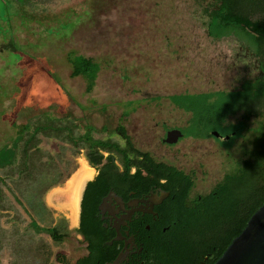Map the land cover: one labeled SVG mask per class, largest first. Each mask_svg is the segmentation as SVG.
Returning a JSON list of instances; mask_svg holds the SVG:
<instances>
[{"label": "rangeland", "instance_id": "374dc122", "mask_svg": "<svg viewBox=\"0 0 264 264\" xmlns=\"http://www.w3.org/2000/svg\"><path fill=\"white\" fill-rule=\"evenodd\" d=\"M216 3L0 0V149L14 146L20 127L46 114L62 126L76 125L78 135L93 127L98 139L120 140L116 129L123 125L136 149L192 173L194 196L208 194L225 173H237L246 161L264 157L219 155L213 139L164 142L168 131L187 127L188 112L172 103L185 98L180 95L226 90L235 77L247 74L231 58L233 49L246 42L235 38L239 33L228 32L222 36L231 37L222 40L208 38L206 9ZM75 56L100 64L91 90L87 78L72 76L70 59ZM40 137L41 163L61 160L64 168L69 162L64 181L43 199L55 219L67 220L71 232L59 245L47 233L36 240L49 247L51 262L61 256L74 264L87 249L75 232L71 194L89 164L84 151L73 154L64 136ZM35 163L39 166V159ZM10 186L16 190L13 183ZM6 193L15 210L4 212L1 220L9 240L0 252V264H17L19 243L24 247L33 236L32 217L20 193Z\"/></svg>", "mask_w": 264, "mask_h": 264}, {"label": "flooded vegetation", "instance_id": "af4514ba", "mask_svg": "<svg viewBox=\"0 0 264 264\" xmlns=\"http://www.w3.org/2000/svg\"><path fill=\"white\" fill-rule=\"evenodd\" d=\"M248 12L249 19L242 23H252V27L258 30L242 28L239 33L241 36L234 37L244 38L246 42L231 53L234 65H240L247 74L235 77L226 90L189 95L223 94L237 102L247 98L252 101L249 99L242 109L228 114L226 110H220L212 120L213 128L204 132L207 136L203 137L186 135L187 129L196 125V112L189 110L185 131L179 129L184 136L173 145L185 138L213 139L219 145V155H264V0H251ZM209 21L208 18L207 28ZM230 37L208 34V38L213 40ZM219 100L212 98L206 106L215 105ZM223 100L220 101L224 107ZM102 153L105 159L93 166L88 163L89 172L83 176L92 177L85 187L80 211L77 205L82 179L72 189L71 209L74 212L73 219H76L75 232L86 244L85 257L90 258L87 261L78 259L74 264L216 263L218 244L210 245L197 237L185 219L192 212L197 198L210 195L235 171L225 173L208 194L194 196L193 174L170 165L193 178V185L185 197L179 189H171L166 179H146V173H138L137 166L127 171L118 159L111 162L109 152ZM236 172L240 173V170Z\"/></svg>", "mask_w": 264, "mask_h": 264}, {"label": "trees", "instance_id": "16d2710c", "mask_svg": "<svg viewBox=\"0 0 264 264\" xmlns=\"http://www.w3.org/2000/svg\"><path fill=\"white\" fill-rule=\"evenodd\" d=\"M25 3L26 0H17ZM251 0H218L216 5L206 9L209 18V34L220 37L228 32L240 33V30L252 27V23H242L249 19L247 10ZM72 65V76H83L88 79V89L94 87V81L100 71V64L85 56H75L70 59ZM175 95L172 97H176ZM177 103L172 102L180 109L188 112H196V125L186 131V135L194 137L207 136L206 133L212 127V120L220 110L235 112L243 108V105L250 99L238 101L224 97L223 94H201L189 95ZM212 98L224 101V107L219 100L215 105L206 103ZM252 101V99H250ZM208 107V108H207ZM76 125L62 126L61 122L51 118L48 114L26 124L19 129L20 137L14 146H7L0 149V252L9 240L7 231L1 225L5 216L4 212L15 210L6 190L13 195L20 193L25 201V208L31 214L30 228L33 236L26 239L24 247H21L19 262L17 264H70L65 257L59 256L57 263L51 262V250L41 239L36 240L40 233H47L53 242L59 245L62 240L70 234L68 222L65 218L55 219L52 211L44 202V194L51 188L60 185L67 173V166L62 168L61 160L45 161L41 163L38 154L40 153L39 143L41 135L45 137L62 138L70 144L73 154L79 155L85 152L88 163L98 164L105 159L102 151L111 154V162L116 159L123 164L127 171L133 166L138 167V173L144 171L146 179H166L172 189H179L188 196L193 185V178L184 171L179 170L167 163L159 162L149 153L136 149L130 136L123 125L117 127L116 132L121 136L120 140L98 139L93 136L96 130L87 127L84 134L78 135ZM39 159V166L35 161ZM15 185V191L10 186ZM20 198V197H19ZM15 196L18 204H23ZM264 204V157H258L255 163L246 161L240 173L227 176L223 183L219 184L207 197L196 199L192 212L187 214L186 222L194 231L197 237L204 239L210 245L218 244V254L215 262L224 254L232 241L241 234L247 226L252 215ZM7 215V214H6ZM19 234L17 228L14 235ZM16 235V236H15ZM42 241V244H39ZM63 258V259H62ZM89 257L79 260L87 261Z\"/></svg>", "mask_w": 264, "mask_h": 264}, {"label": "water", "instance_id": "95a60500", "mask_svg": "<svg viewBox=\"0 0 264 264\" xmlns=\"http://www.w3.org/2000/svg\"><path fill=\"white\" fill-rule=\"evenodd\" d=\"M183 136L181 130L172 129L167 132L164 142L173 145ZM91 177L90 175L81 180L78 211L85 187ZM215 264H264V204L252 215L241 234L232 241Z\"/></svg>", "mask_w": 264, "mask_h": 264}, {"label": "bare ground", "instance_id": "6f19581e", "mask_svg": "<svg viewBox=\"0 0 264 264\" xmlns=\"http://www.w3.org/2000/svg\"><path fill=\"white\" fill-rule=\"evenodd\" d=\"M80 184H81V182H80ZM80 184H79V186H80ZM77 208H78V205H77Z\"/></svg>", "mask_w": 264, "mask_h": 264}]
</instances>
